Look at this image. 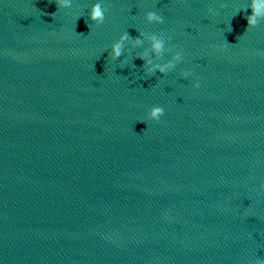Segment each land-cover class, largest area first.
<instances>
[{"label":"water","instance_id":"obj_1","mask_svg":"<svg viewBox=\"0 0 264 264\" xmlns=\"http://www.w3.org/2000/svg\"><path fill=\"white\" fill-rule=\"evenodd\" d=\"M250 4L0 0V264H264V18L247 29ZM125 32L141 42L114 61ZM177 53L163 76L135 59Z\"/></svg>","mask_w":264,"mask_h":264},{"label":"clouds","instance_id":"obj_2","mask_svg":"<svg viewBox=\"0 0 264 264\" xmlns=\"http://www.w3.org/2000/svg\"><path fill=\"white\" fill-rule=\"evenodd\" d=\"M55 3L57 5V9H71L72 8V0H55ZM251 8V15H246L245 19L247 21V29L251 27H255L257 25L258 18H264V0H251L250 4ZM108 9L102 4V3H96L90 11L89 19L91 22L95 23L96 25H103L106 19V12ZM239 14V12L237 13ZM55 13H53V16ZM80 19V18H78ZM145 20L148 24H163L164 18L157 14L156 12L149 11L145 14ZM86 22V21H85ZM87 24V22H86ZM246 29V30H247ZM130 39H134L137 44L141 42L140 36L133 38L130 36L128 32H125L120 39L119 43H116L111 48V58L114 61L120 60L121 57L124 55V42ZM170 39V38H169ZM152 40V48L157 53H162L164 49V41L162 39H158L156 35H153L151 37ZM135 59H140L141 61H144V67L147 70V72L155 76L157 71L163 76L167 75L168 73L175 70L178 64H181L183 62V56L181 53H177L172 57L170 61L165 63L163 66L157 64L153 67H148V65L151 63V61H147L145 59L144 55H138ZM192 75L190 72H184L183 77L187 78L188 76ZM194 87L196 89H199L200 84L197 82ZM164 116V109L162 107L156 106L153 107L150 110V115L148 117L149 120L155 121L159 123L160 119Z\"/></svg>","mask_w":264,"mask_h":264}]
</instances>
